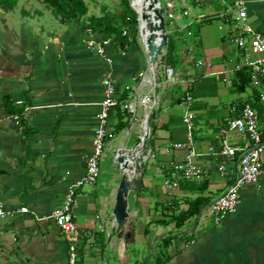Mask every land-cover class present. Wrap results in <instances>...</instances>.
<instances>
[{"label":"crops","instance_id":"crops-1","mask_svg":"<svg viewBox=\"0 0 264 264\" xmlns=\"http://www.w3.org/2000/svg\"><path fill=\"white\" fill-rule=\"evenodd\" d=\"M34 1L19 0L13 11L0 8V198L9 209L30 210L0 221V264H69L71 243L77 245V264H156L158 258L168 259L166 264H264V172L257 186L241 190L235 214L216 224L208 212L211 202L238 179L240 155L224 157V140L237 148L251 143L247 135L226 131V120L237 116L231 113L236 103H252L259 92L249 83L239 89L244 75L236 68L242 53L231 40L239 32L219 19L225 10L221 1L164 0L179 8L177 20L170 21L177 28L168 33L167 54L154 73L135 38L123 52L107 47L113 59L109 65L86 48L85 25L80 31L59 20L48 25L45 11H38ZM245 1L249 24L264 33V0ZM185 24L188 28L180 29ZM128 32L134 36L133 27ZM95 36L110 38L99 32ZM169 69L178 78L175 84L168 82ZM108 72L120 99L138 100L152 91L157 105L152 112L141 107L138 119L129 116L127 127L107 141L100 179L78 192L77 233L72 236L49 216L62 206L69 187L85 176L86 161L94 155L102 80ZM188 89L196 114L194 159L205 174L182 188V181L178 186L167 181L173 166L188 155L182 103ZM4 95L12 96L17 107L31 96L25 111L32 131L28 137L19 120L1 107ZM254 106L264 132L263 109ZM109 120L113 130L117 109ZM143 120L150 135L141 144ZM134 149L139 151L135 177L141 187L128 196V218L119 226L114 215L123 176L118 154ZM196 199L205 200L202 211L182 227L162 210L175 206L176 216ZM69 237L74 241L69 243Z\"/></svg>","mask_w":264,"mask_h":264},{"label":"built area","instance_id":"built-area-1","mask_svg":"<svg viewBox=\"0 0 264 264\" xmlns=\"http://www.w3.org/2000/svg\"><path fill=\"white\" fill-rule=\"evenodd\" d=\"M225 6V10L219 15L225 24H233L238 30V35L231 38L232 42L241 51L242 62L236 68V71L242 72L247 70L249 73V84L258 89V97L252 103L245 102L243 104L236 103L232 107L231 113L237 116L229 117L225 123V130L230 132H238L247 135L251 143L243 148L232 147L227 140H224L222 154L224 157H233L240 155L238 166V179L228 188V190L215 199L208 206V212L216 224H219L224 218L233 215L237 212L240 205L241 190L248 185L257 186L264 172L263 157H264V141L263 129L261 126V116L254 105H259L264 112V90H261L264 84V33L253 28L248 22V7L245 0H220ZM168 7L173 10L174 5L168 4ZM169 21H176V13L170 12L165 15ZM185 24L182 30L188 28ZM177 28V27H175ZM87 38L84 42L86 48L93 53H96L103 58L109 65H112L113 59L107 52V47L114 45L112 38L107 40H98L95 32L91 29H86ZM126 34V32H125ZM123 52V51H122ZM155 71V70H154ZM168 82L177 83L178 78L174 75L171 69L166 71ZM140 74L139 77H143ZM104 87V99L100 103V113L98 114L99 128L96 130L94 138L95 152L92 157L86 161L85 176L71 185L67 191L64 203L62 206L51 213L49 218L55 222L59 230L76 236L77 227L75 223V206L78 203V192L83 185H94L101 177L100 160L104 154L107 141L114 137L112 130L108 128L109 118L111 113L119 106L127 110L130 118L136 121L139 117L138 111L141 107L147 108L152 112L157 101L154 93L150 91L138 100L122 103L118 91L116 89L111 73H107L102 80ZM128 89V88H127ZM184 105L183 124L186 127L187 144L184 147L188 148V155L185 162L181 165L173 166L170 175V180L167 185L180 181L196 182L203 179L205 169L195 162L194 143V128L196 114L194 111V97L192 93L187 92L182 96ZM239 110V112H238ZM147 115V114H146ZM19 120V117L15 116ZM148 118L146 116L145 120ZM142 131L139 136L140 143L144 144L150 135V127L147 124L141 125ZM176 148L183 147L181 144H176ZM226 163L220 165V171L224 175ZM18 214H30V210L26 207L19 209H9L5 206L0 198V221L6 218L14 217ZM69 264H77L78 251L77 245L71 243L68 248Z\"/></svg>","mask_w":264,"mask_h":264},{"label":"trees","instance_id":"trees-1","mask_svg":"<svg viewBox=\"0 0 264 264\" xmlns=\"http://www.w3.org/2000/svg\"><path fill=\"white\" fill-rule=\"evenodd\" d=\"M43 3L51 9L55 17L62 23L68 24L73 20H78L83 17L88 16L89 6L87 4V0H42ZM19 0H0V8L5 11H13L18 6ZM122 6L124 8V12L120 15V18L111 17L109 15L104 16H91L88 18L87 24H85L86 29H91L94 32L105 33L110 38H112L113 43L118 51H125L134 40L135 36H132L128 33V29L133 25L138 24V14L135 10L132 9L129 0H122ZM126 32V34H125ZM241 86L240 90H244L246 85H248L250 81L249 73L247 70L242 71L241 76ZM29 94V91H28ZM127 100V95L121 98L122 103ZM31 96H27L26 101L20 107L15 105L14 99L10 95L3 96V103L1 107H3L6 113L10 116L19 117L20 126L24 127L25 130L23 132L25 137H28L32 132L31 129L26 125V117L25 111L26 108L31 104ZM130 114L127 110L123 109L122 106L117 108V119L118 122L114 126L112 133L113 135H118L122 132L128 125V117ZM62 119L59 118L56 123V129L59 127ZM171 174L169 173L168 176ZM178 186V183H174ZM173 186V184H172ZM193 182L182 181L178 187H192ZM175 187V186H174ZM205 203L203 199H196L195 201L189 204V208L185 211L179 212L178 215L175 216V206H162V210L167 214L171 215V221L175 222L177 227H182L185 223L192 217L199 215L202 211V207ZM164 222V221H162ZM166 222V221H165ZM74 238L69 237L68 242H73ZM168 242L166 241L165 244ZM168 259L158 258L156 259V264H166Z\"/></svg>","mask_w":264,"mask_h":264},{"label":"rangeland","instance_id":"rangeland-1","mask_svg":"<svg viewBox=\"0 0 264 264\" xmlns=\"http://www.w3.org/2000/svg\"><path fill=\"white\" fill-rule=\"evenodd\" d=\"M159 1L161 3V8L164 11L165 15H167L170 12H173V13L178 12L179 8L174 6L173 10H171L168 7V4L165 3L164 0H159ZM129 2H130V5L133 6L134 10L137 12L138 16H141L137 10L138 0H129ZM87 4L89 6L88 16L80 18L78 20H73L70 23H68V24H74L75 27H77V29H79V31L84 27L85 24H87L88 18L91 16L100 17V16H104V15H109L111 17L120 18V15L124 12V8L122 6V0H87ZM33 6L38 11H42V12L45 11V14L48 18V20H47L48 25H51L50 20L53 23L57 22L56 20H58V19L55 17V15L51 11V9H49L43 3L42 0H35ZM27 11L31 12L34 10H31V8H30V9H27ZM165 20H166L167 33L171 32L172 29L175 30V27H177V24L171 23L167 18H165ZM132 27H133V33L135 36V40L137 41L138 45H141L143 50H145L148 55L151 53L150 52L151 48L149 47V41H150V38L152 36H154V38H155L156 47H159L160 39H161V33L160 32H158L156 30V31H154L155 33H153V30H151L150 28H145V27H144V29H142L139 21H138V24L133 25ZM179 33H180V35L182 34V36L185 34V32H181V31H179ZM184 43H186V42L179 43V47L180 46L184 47V45H185ZM178 51H179V49H178ZM162 54H167L166 47H163L162 50L160 51L159 56L157 58V62L155 64V69L153 66V72L151 71L152 73L156 72V70H159L160 60H161V63H163L164 57L162 56ZM149 61L151 62V57H149Z\"/></svg>","mask_w":264,"mask_h":264},{"label":"water","instance_id":"water-1","mask_svg":"<svg viewBox=\"0 0 264 264\" xmlns=\"http://www.w3.org/2000/svg\"><path fill=\"white\" fill-rule=\"evenodd\" d=\"M151 2V7L154 10L155 18L157 20V25H155V28L158 32L161 33L159 47L155 46L154 36H152L149 41V47L151 48V54H149V57H151L150 63L153 64L155 69V64L157 62L160 51L168 44V33L166 30L165 14L161 8L160 1L151 0ZM131 7L134 10L132 5ZM138 154V149H134L129 152L120 150L118 154V162L122 166L123 176L117 193L114 215L119 226H121L128 218V196L133 191H140L141 183L135 177L136 171L140 169V163L137 159Z\"/></svg>","mask_w":264,"mask_h":264},{"label":"bare ground","instance_id":"bare-ground-1","mask_svg":"<svg viewBox=\"0 0 264 264\" xmlns=\"http://www.w3.org/2000/svg\"><path fill=\"white\" fill-rule=\"evenodd\" d=\"M151 3V0H138L137 10L141 15L138 16L141 28H150L154 32L156 31L155 25H157V20Z\"/></svg>","mask_w":264,"mask_h":264}]
</instances>
